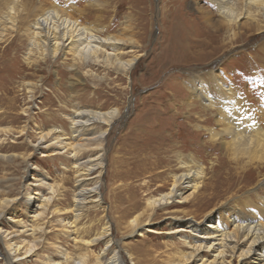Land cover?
I'll return each mask as SVG.
<instances>
[{
	"label": "bare ground",
	"instance_id": "obj_1",
	"mask_svg": "<svg viewBox=\"0 0 264 264\" xmlns=\"http://www.w3.org/2000/svg\"><path fill=\"white\" fill-rule=\"evenodd\" d=\"M209 1L215 10L206 12L204 21L215 30L212 35L225 32L229 47L240 41L243 29L264 33V0ZM18 4L19 0H13L2 12L0 43L16 32L25 39L27 64L60 62L71 88L86 78L103 81L105 74L87 70L97 66L129 76L143 56L132 39L102 36L74 18L72 7L31 1L27 13L20 16ZM259 50L264 62V45ZM207 77L196 80L191 99L202 104L203 112L218 108L214 124L219 130L200 128L207 131L209 144L221 150L224 164L216 160L209 167L201 157L185 156L176 149L168 186L150 192L151 181H145L147 194L141 202L136 201L135 187L120 184L108 185L110 208L104 202V144L121 117L118 107L104 110L78 104L67 118L68 133L58 126H35V144L28 141L26 126L17 136L27 151H5L2 137L12 129L0 127V264L33 260L37 264H264V109L254 112L250 100L213 70ZM263 77L259 80L264 101ZM42 80L25 83L31 99ZM33 107L22 112L29 113ZM146 150L148 158L155 153ZM35 153L70 156L66 169L73 175L72 201L63 204L66 179L52 182L35 163ZM6 164L13 172L2 169ZM30 171H34L32 179L24 184ZM255 171L259 172L255 191L239 196L243 190L237 186L251 182ZM159 180L163 182L164 176ZM257 188L263 192L256 193ZM92 213L97 214L94 221L89 219ZM148 233L162 234L166 243L152 248L145 240L132 243L135 236L143 238ZM119 234L126 235L122 239Z\"/></svg>",
	"mask_w": 264,
	"mask_h": 264
},
{
	"label": "rangeland",
	"instance_id": "obj_2",
	"mask_svg": "<svg viewBox=\"0 0 264 264\" xmlns=\"http://www.w3.org/2000/svg\"><path fill=\"white\" fill-rule=\"evenodd\" d=\"M31 1L40 2L19 0L20 16L27 13L25 10L30 8ZM42 1H46L47 6L59 4L64 8L72 7L74 18L93 27L102 36L114 34L132 39L138 53L143 56L129 76L97 66L87 70L101 76L105 74L103 81L86 78L85 83L71 88L68 72L60 62L27 64L24 59L25 39L21 40L16 32L13 33L0 43V127L12 129L10 135L2 137L5 140L3 146L5 151H27L28 146H22V139L17 134L26 126V137L29 136L28 141L34 144L36 127L45 129L53 125L68 133L67 118L78 104L104 110L118 107L121 117L106 136L104 144L107 163L102 192L107 208L111 206L108 198L110 184L113 188L119 184L121 187H135L138 193L136 201L140 202L147 194L143 187L145 181H151L150 192L158 191L160 185L168 186V174L176 164L173 155L176 149L185 156L195 154L201 157L209 167V163L216 160L224 164L223 153L209 144L207 131L200 128L212 126L219 130L214 124L218 120V108L206 113L201 110L203 106L199 101L191 99L196 80L206 81L213 70L250 100L254 112L264 109L259 80L261 75L264 76L263 55L259 50L264 45V33L243 29L240 41L229 47L225 32L212 35L215 30L204 21L205 13L215 10L209 0ZM9 2L13 0H0V17L7 11ZM35 12L39 13L38 10ZM212 16L214 21L218 20L216 15ZM39 77L44 80L31 99L24 85L40 80ZM189 102L194 105L190 107ZM32 105L34 107L29 113L22 112ZM16 145L22 147L14 148ZM146 148L155 152L150 158ZM68 156L66 153L55 157H42L41 153L34 156L35 163L48 173L52 182L66 179L67 193L63 204L72 201L73 175L66 169L71 163ZM160 161L163 164L158 165ZM2 169L13 172L14 168L2 166ZM33 174L34 171L27 172L23 183L27 184ZM163 176L164 181L161 182L159 179ZM251 176V182L242 181L237 186V190H243L239 196L255 191L252 188L258 182L259 172H252ZM156 177L158 179L153 181ZM256 191L263 192L258 188ZM18 213L22 214L21 210ZM92 214L89 219L93 220L97 214ZM24 219L27 220L26 217ZM111 220L115 221L113 215ZM111 225L114 226V222ZM125 235L118 236L123 239ZM163 238L162 234L148 233L143 238L135 236L132 243L145 240L152 248L166 243ZM124 241L130 243V240ZM37 263L38 260H33L31 264ZM127 264L131 263L128 261Z\"/></svg>",
	"mask_w": 264,
	"mask_h": 264
}]
</instances>
